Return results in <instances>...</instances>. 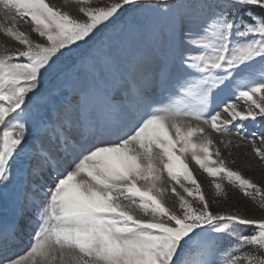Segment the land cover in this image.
<instances>
[{"label": "snow or ice", "instance_id": "obj_1", "mask_svg": "<svg viewBox=\"0 0 264 264\" xmlns=\"http://www.w3.org/2000/svg\"><path fill=\"white\" fill-rule=\"evenodd\" d=\"M75 7L0 0V264H264V216L188 162L264 210L218 146L264 170V0Z\"/></svg>", "mask_w": 264, "mask_h": 264}, {"label": "rangeland", "instance_id": "obj_2", "mask_svg": "<svg viewBox=\"0 0 264 264\" xmlns=\"http://www.w3.org/2000/svg\"><path fill=\"white\" fill-rule=\"evenodd\" d=\"M48 2L61 8L70 6V10L72 11V13L74 15L76 14L75 0H70V5H66V0H48ZM110 2L111 0H92V3L96 6H102L103 4ZM0 16H2V13H0ZM21 26L23 30L29 31V26L23 24L22 21ZM32 38L34 40L38 39L35 33L32 34ZM10 46H13L11 42L3 34H0V47ZM243 106L244 105L241 104V107ZM191 123L194 126L196 122L192 121ZM214 139L219 142L222 138L219 135L214 134ZM223 139L226 141L228 138L224 137ZM218 146L221 147V150L223 152V158L229 161V167H233L234 169L240 170L243 175H245L246 177H251L256 183H260L262 180H264V170H261L260 167L256 164V162L251 159V153L248 152L247 149H233L232 156L229 157L227 151L223 149V145ZM231 159H235L236 164H231ZM188 162L197 180L201 183L202 190L206 198L209 200L210 203L213 200L216 201L215 204H212L213 210L232 211L234 210L233 205H235L236 208H238L246 216H264V210H261L259 208L257 202H253L249 198L243 197L239 194L238 190L234 189L232 186H225L226 191L228 193L227 199H225L224 197L216 196L214 188L210 186V178L207 177V175L203 173L201 169H199L198 165H196L194 161L189 160ZM261 187H264V184H261ZM177 191H182L181 189H179V186H177ZM174 199L175 198L173 196L171 199L166 200V203L169 207H173ZM20 226L22 227V233L20 234V239L15 245L16 247H13L14 250L16 249V253H23L27 249V247L29 246V240L31 238L30 234L32 232V229L26 226V222L24 221H21ZM242 231L244 232V234H248L252 231V229L247 228L242 229ZM22 239H26L27 243L24 244Z\"/></svg>", "mask_w": 264, "mask_h": 264}, {"label": "bare ground", "instance_id": "obj_3", "mask_svg": "<svg viewBox=\"0 0 264 264\" xmlns=\"http://www.w3.org/2000/svg\"><path fill=\"white\" fill-rule=\"evenodd\" d=\"M10 219H11V213L10 212H7V211H5L3 209H0V226L6 224ZM21 230H22V227H21ZM22 241H23L24 244L27 243L26 239H22ZM12 252L13 253H16V249L15 250L13 249Z\"/></svg>", "mask_w": 264, "mask_h": 264}]
</instances>
